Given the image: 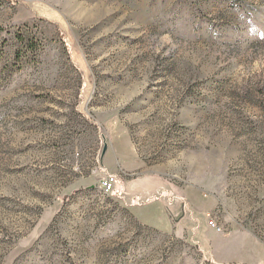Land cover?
I'll use <instances>...</instances> for the list:
<instances>
[{"label":"rangeland","instance_id":"rangeland-1","mask_svg":"<svg viewBox=\"0 0 264 264\" xmlns=\"http://www.w3.org/2000/svg\"><path fill=\"white\" fill-rule=\"evenodd\" d=\"M0 264H264V0H0Z\"/></svg>","mask_w":264,"mask_h":264},{"label":"built area","instance_id":"built-area-1","mask_svg":"<svg viewBox=\"0 0 264 264\" xmlns=\"http://www.w3.org/2000/svg\"><path fill=\"white\" fill-rule=\"evenodd\" d=\"M115 184V180L113 178H106L103 183H102V189L106 192L109 193L112 189L113 186ZM210 226L213 227L217 232H219V228L215 227L214 223H212V221H210Z\"/></svg>","mask_w":264,"mask_h":264},{"label":"crops","instance_id":"crops-1","mask_svg":"<svg viewBox=\"0 0 264 264\" xmlns=\"http://www.w3.org/2000/svg\"><path fill=\"white\" fill-rule=\"evenodd\" d=\"M205 233V232H204ZM215 246H216V244H215ZM211 247H213V245H211ZM238 250H241L240 251V253H239V257H243V256H245L246 254H248V252H249V250H250V247L247 245V246H243V245H239V247H238ZM245 252V253H244ZM228 253V252H227ZM228 257V256H227ZM244 258V257H243ZM226 259H228V258H226Z\"/></svg>","mask_w":264,"mask_h":264},{"label":"trees","instance_id":"trees-1","mask_svg":"<svg viewBox=\"0 0 264 264\" xmlns=\"http://www.w3.org/2000/svg\"><path fill=\"white\" fill-rule=\"evenodd\" d=\"M30 47H33V46H30Z\"/></svg>","mask_w":264,"mask_h":264}]
</instances>
